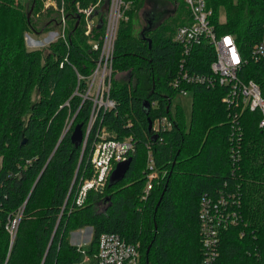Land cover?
<instances>
[{
	"label": "trees",
	"instance_id": "16d2710c",
	"mask_svg": "<svg viewBox=\"0 0 264 264\" xmlns=\"http://www.w3.org/2000/svg\"><path fill=\"white\" fill-rule=\"evenodd\" d=\"M75 1L64 4L66 42L57 37L30 49L26 32L40 35L59 28L58 12L44 10L43 0H32V6L0 0V264H74L82 258L80 246L96 251L103 232L139 243L140 264H202L200 197L220 190L236 192L241 221L222 230L217 264H264L259 113L243 111L240 129L233 133L221 99L225 87L199 84L187 86L193 92L189 123L180 106L171 112L177 91L170 81L182 51L174 36L191 18L186 4L179 9L177 0H127L131 4L118 27L113 58L115 73L125 71L127 77L113 79L116 106L104 113L102 123L116 138L132 135V162L121 181L89 190L81 204L74 201L80 175H90L89 145L82 154L71 138L75 124L85 130L91 107L74 94L76 72L87 74L99 53L88 44L81 21L74 28ZM93 1L80 0L83 5ZM207 1L219 31L235 35L240 46L249 49L261 36L264 0ZM30 7L32 14L48 15L38 27L32 16L27 19ZM138 17L143 23L136 29ZM149 26L142 36L141 29ZM101 31L95 28L97 37ZM206 47L196 49L191 70L208 71L212 51ZM161 115L170 116L172 125L154 141L148 122ZM237 134L241 143L234 160L229 149ZM149 155L157 176L143 197ZM87 226L92 227L90 241L71 244L70 232Z\"/></svg>",
	"mask_w": 264,
	"mask_h": 264
},
{
	"label": "built area",
	"instance_id": "2783aa9c",
	"mask_svg": "<svg viewBox=\"0 0 264 264\" xmlns=\"http://www.w3.org/2000/svg\"><path fill=\"white\" fill-rule=\"evenodd\" d=\"M183 1L191 18L176 29L174 39L182 51L171 86L177 92L196 84L225 87L221 99L229 109L233 133L240 129L239 117L245 110L259 113L257 125L264 131V23L261 36L248 49L240 46L232 33L219 31V21H216L207 0ZM64 4L65 0H60L59 5L56 0H43L44 9L53 8L58 12L60 33L58 31L51 41L61 37L66 42L68 20ZM130 4L127 0H95L85 5L77 0L74 3L75 14L82 23L88 44L99 51L94 67L87 74L76 72L74 94L81 97V103L87 101L91 106L81 144L82 154L87 145L90 147L87 159L90 175H80L73 197L77 204L83 203L89 190L99 192L103 189L115 165L125 161L135 147L132 135L116 138L102 123L104 113L116 106L110 90L113 79L117 78L113 69L114 43L120 23L127 19ZM99 17L103 19L101 27H97ZM95 28L102 29L98 37ZM203 45L212 51L208 71H193L191 68L197 63L196 49ZM203 56L206 58L207 52ZM73 118L74 115L67 117L63 133L69 129ZM97 121L100 122L96 125ZM171 125V117L161 115L152 122L151 133L162 139L160 133L168 131ZM240 137L238 134L235 138L231 136L229 154L234 160L239 159ZM148 159V180L143 197L151 189V179L157 176L150 155ZM239 204L240 200L233 191L220 190L214 195H201L198 215L203 243L202 264H217L222 230L241 221ZM96 247V251L87 252L80 246L82 258L74 264H140L139 243L127 242L118 233H101Z\"/></svg>",
	"mask_w": 264,
	"mask_h": 264
},
{
	"label": "rangeland",
	"instance_id": "374dc122",
	"mask_svg": "<svg viewBox=\"0 0 264 264\" xmlns=\"http://www.w3.org/2000/svg\"><path fill=\"white\" fill-rule=\"evenodd\" d=\"M20 1L21 2L23 1L26 4H28L29 6H32L31 5L32 4V0H20ZM177 2H179V9H181L183 7L182 5H184L185 1H183V0H177ZM148 6H150L149 3L146 4V8ZM30 8H28V11L30 10ZM179 9H178V11H179ZM32 12H33V9L31 11L29 17L32 16V19H35L36 27H38V25L40 24L39 21H41V19H43V18L44 19H47V16L48 15H46V16L45 15H38L39 13L32 14ZM221 14H222V17H224L223 12ZM42 16H45V17L42 18ZM37 17H38V19H37ZM142 23H143V21L140 20V18L138 17L137 23L136 24L134 23V27L137 29V28H139L142 25ZM59 29L60 28L52 27V29L49 30L48 32H46L45 34L50 35V37L52 39L53 37L56 36V34H57L58 31L60 33V30ZM65 32H66V30H65ZM54 33H55V35H54ZM25 36H29L32 39V40L29 39V37H28V39L25 38L26 39V42H27V46L30 49L31 48H38V47L47 45L49 42H51V39H50L49 36H46V35H44V36H42V35H36V34H34L33 32H30V31L26 32ZM116 75H117L118 82L124 81L126 79V76H127L125 71L124 72H116ZM192 95H193V92L190 91V90H186V91H182V92H177L172 97V101H171L172 102L171 112H173L175 110L176 106H180L181 109H182V111H183V115L185 117V121L187 123H189L190 118H191L190 113H191V109H192V101H191L192 100ZM13 225L16 226V222L15 223L13 222V224H11V228H13ZM11 228H10V230H11ZM85 228H88V227H85Z\"/></svg>",
	"mask_w": 264,
	"mask_h": 264
},
{
	"label": "water",
	"instance_id": "95a60500",
	"mask_svg": "<svg viewBox=\"0 0 264 264\" xmlns=\"http://www.w3.org/2000/svg\"><path fill=\"white\" fill-rule=\"evenodd\" d=\"M104 8H103V10H104ZM32 9H33V7L30 8V10L27 12V19L29 18ZM98 19H99V21H98L97 27H101L102 23H103V19L101 17H99ZM78 22H79V20H78V17H77V22H76L74 28L78 25ZM149 28H150V26L147 27V28H145V27L142 28L141 31H140L141 35L144 36L145 35L144 33L146 31H148ZM143 103L145 104L146 108L149 107V102H148L147 99H145ZM151 127H152V120L149 119V122H148V130L149 131H151ZM71 134H72L71 138H72V141H73L74 145L76 147L81 146V144L83 142V137H84V133H83V130H82V124L81 123L75 124ZM156 138H158L157 134L152 135V139L154 141H155ZM60 139L58 140V142L60 141ZM58 142H57V144H58ZM131 162H132L131 156H128L125 161L118 162L115 165V167L113 168L112 172L110 173L108 184L109 185H114V183L121 181L125 177V174L128 171ZM75 180H76V176H75L73 182H75ZM69 194H70V192H69Z\"/></svg>",
	"mask_w": 264,
	"mask_h": 264
},
{
	"label": "crops",
	"instance_id": "0c3cea01",
	"mask_svg": "<svg viewBox=\"0 0 264 264\" xmlns=\"http://www.w3.org/2000/svg\"><path fill=\"white\" fill-rule=\"evenodd\" d=\"M41 33L40 35L44 36H49L48 34ZM51 39V37H50ZM88 228H79L76 230H73L72 232H70V242L71 244H76V245H84L87 244V242L90 241L91 236H92V227L91 226H87Z\"/></svg>",
	"mask_w": 264,
	"mask_h": 264
},
{
	"label": "flooded vegetation",
	"instance_id": "af4514ba",
	"mask_svg": "<svg viewBox=\"0 0 264 264\" xmlns=\"http://www.w3.org/2000/svg\"><path fill=\"white\" fill-rule=\"evenodd\" d=\"M127 77V76H126Z\"/></svg>",
	"mask_w": 264,
	"mask_h": 264
}]
</instances>
